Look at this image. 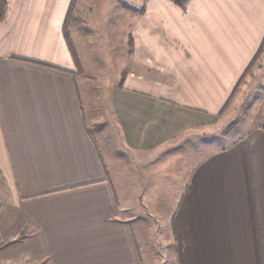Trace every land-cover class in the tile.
<instances>
[{
	"label": "crops",
	"instance_id": "1",
	"mask_svg": "<svg viewBox=\"0 0 264 264\" xmlns=\"http://www.w3.org/2000/svg\"><path fill=\"white\" fill-rule=\"evenodd\" d=\"M71 1L9 0L0 24V264H143L125 166L149 178L166 264H264V96L241 145L203 155L206 119L264 62V0H148L128 21L121 4L103 34L78 2L76 61Z\"/></svg>",
	"mask_w": 264,
	"mask_h": 264
},
{
	"label": "rangeland",
	"instance_id": "2",
	"mask_svg": "<svg viewBox=\"0 0 264 264\" xmlns=\"http://www.w3.org/2000/svg\"><path fill=\"white\" fill-rule=\"evenodd\" d=\"M78 2L79 4H88V9H85V14L82 16V19L86 22V25H83V27H87L88 30L91 29V33L93 34H103L105 32L104 26L99 20L111 17L112 15L115 16L117 11H119L120 17V8L117 5L121 7V4H124L126 12L124 18H126L125 21H128L134 16L137 18L138 12L144 4L148 3V0H78L77 4ZM129 27L131 25L126 22L123 28L120 27L119 33L129 34ZM81 37L86 38L85 32L81 34ZM104 42H106V39L99 41L100 44ZM120 45L119 38L118 42L115 41L113 48L117 52H121ZM92 60L104 64L108 63L109 58L103 55L102 58H97V60L93 58ZM126 63L127 61L123 62V64ZM135 69L139 71L137 70V63ZM262 70H264V62L259 60L251 70V75L245 78L241 89L237 93L238 95L234 97L229 107L220 116V119L214 121L206 119L203 155L213 154L216 156L223 154L225 152H221L223 148L232 149L244 140L245 135L254 124V114L257 111V97L264 96V72H261ZM77 80L81 82L79 77H77ZM177 166H179V161L173 165V167ZM175 169L171 171L172 177L175 175ZM119 171L121 176L119 182L121 181L122 184L118 186L121 192L118 193V196L128 199L126 201L128 209L124 213V218L129 221L134 230L143 264H166V249L163 234L166 229L164 225L165 218H160L148 201L150 195L148 192L149 178L146 175L145 169L140 167L136 173V169H129L128 166H125ZM176 176L179 177L178 170ZM169 182L170 179H166L167 185H153L158 186L156 190L153 189V196L156 198L161 196L160 199H164L162 197L164 194L176 196L175 194L179 191V186L168 185ZM158 203H163V209H161L164 212L165 202ZM161 222H163L162 227L159 226Z\"/></svg>",
	"mask_w": 264,
	"mask_h": 264
},
{
	"label": "trees",
	"instance_id": "3",
	"mask_svg": "<svg viewBox=\"0 0 264 264\" xmlns=\"http://www.w3.org/2000/svg\"><path fill=\"white\" fill-rule=\"evenodd\" d=\"M78 0H72L71 1V5L68 11V14L66 16L65 22H64V35L66 36V42L68 43L71 55L73 57V59L76 61V55L71 47V43L68 40V25L71 22H74L77 20V17L75 16V8H76V4H77ZM171 2H173L174 4H176L183 12H185L186 9V0H170ZM9 0H0V24L3 23L8 15V11H9ZM127 47H128V54L131 55L133 52V40L132 37L129 35L128 39H127ZM261 50H262V46L260 47V49L258 50V52L255 54V56L253 57L252 61L250 62V64L248 65V67L246 68V70L244 71V73L242 74L241 78L239 79L237 85L235 86V88L233 89L230 97L228 98L227 102L224 104L220 114H222L223 112L226 111V109L229 107V105L231 104L232 100L234 99L235 95L238 93V91L240 90V87L242 85V83L244 82L245 78L248 75H251V70L253 69L254 65L259 61L260 59V54H261Z\"/></svg>",
	"mask_w": 264,
	"mask_h": 264
}]
</instances>
